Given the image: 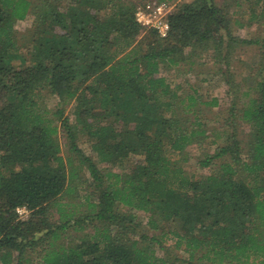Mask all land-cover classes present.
Returning a JSON list of instances; mask_svg holds the SVG:
<instances>
[{
    "label": "trees",
    "instance_id": "trees-1",
    "mask_svg": "<svg viewBox=\"0 0 264 264\" xmlns=\"http://www.w3.org/2000/svg\"><path fill=\"white\" fill-rule=\"evenodd\" d=\"M75 1L0 0V264H264V52L249 67L244 92L228 68L236 45L264 49V38L222 35V10L196 0L168 17L164 39L149 30L157 45L139 54L134 8ZM244 1L257 4L249 19L264 23V0ZM103 9L112 10L105 20ZM28 14L32 23L20 42L14 25ZM163 41L169 45L161 47ZM209 44L213 64L226 65L217 71L230 89L223 126L229 130L221 134L199 119L200 106L219 107L217 99L200 102L194 90H172L160 76L172 56L184 61V49L190 57L192 48ZM47 95L58 100L54 109ZM72 104L97 161L78 148L66 115ZM191 146L209 148L198 165L219 162L214 172L196 178L184 169ZM126 159L132 165L122 173L98 166ZM82 171L92 182L81 199L75 194ZM81 200L86 211L78 216L73 207ZM21 208L25 222L16 221ZM136 212L176 222L173 248L187 259L162 257L167 234L148 236ZM89 227V242L57 244L69 230Z\"/></svg>",
    "mask_w": 264,
    "mask_h": 264
},
{
    "label": "rangeland",
    "instance_id": "rangeland-1",
    "mask_svg": "<svg viewBox=\"0 0 264 264\" xmlns=\"http://www.w3.org/2000/svg\"><path fill=\"white\" fill-rule=\"evenodd\" d=\"M31 3L34 0H28ZM119 1L124 6H130L133 9L134 14L136 13L137 9L143 6L146 3H157V4H164L169 9V16L173 15L176 11H178L179 7L183 4H191L196 0H115ZM212 4L215 7L222 10V14L224 15V20L226 21L225 32L222 30V35L226 33H230L232 36L245 40V41H252V40H259L264 38V23L252 21L250 18L251 15V6H257L256 2L254 1H244V0H211ZM60 3L63 5L69 6H77L75 0H60ZM240 5V6H237ZM249 8H248V6ZM256 10V9H255ZM102 20L106 19V16L112 12L110 9H103ZM250 21V22H249ZM32 23V17L30 14L27 15L25 20L17 21L14 25V32L17 36V39L20 42L23 41L22 36L26 34L30 30V26ZM250 23V24H249ZM164 39V38H162ZM157 42L151 37L148 29L141 30L137 40L134 44L135 50L137 53H141L146 51L149 47L156 46ZM169 44L165 41L161 42V47H167ZM29 46L27 45L26 48L20 49V54L25 56L27 53L25 52ZM205 51L201 50V48L194 47L192 48L193 54L189 57L190 50L184 49V61L179 60V53L175 56H172L174 63L166 64L160 68V76H163L166 79V83L170 86L172 90L180 91L182 93H188L191 90H194L198 93L200 97V102H209L212 99H217L219 107L211 108L204 105L200 106V121L205 125L207 128H214L221 134L223 131H228L223 127L225 125V121L228 117L227 115V108L230 105V100L228 98V86L226 85L227 80H224L222 76L217 71L220 69L221 71L225 70V63L220 62L215 66L213 64V60H211V55H213V45L209 44V46L202 48ZM235 52L231 56L229 60V71L233 75V82L235 85L239 86L238 90L241 92L246 91L247 82L244 81V77L247 75V71H249V67L256 64L259 59L262 57L264 49L262 45H236L234 47ZM13 64H18V62L13 59ZM220 65V66H219ZM231 95V93L229 94ZM46 104L49 109H54L57 105L58 100L50 95H47ZM75 104L66 108V115L70 119V123L73 126L74 132L77 134V145L78 148L85 153V155L90 156L94 160L95 154L91 152L90 143L88 138L86 137L85 132L82 130V125L77 124L75 120V116L72 112L73 107ZM85 109H89L84 107ZM86 117V120L92 124L96 125L99 123V120H93L89 117ZM113 122V119H108L105 124H110ZM103 123V122H102ZM243 125V124H242ZM242 129H240L241 131ZM248 133V129L243 127V134L241 135L242 139L245 141ZM65 136L59 134L58 139L62 149V155L66 154V146H65ZM225 138V137H224ZM223 142V137L220 139L219 143ZM188 162L184 165V169L189 173L193 174L196 178L204 177L208 174L214 172L218 167L219 162H216L213 167L207 169H201L198 165V161L203 158L209 148L206 146L203 147H196L191 146L188 148ZM212 151L213 148H210ZM97 161V160H96ZM110 163L109 166L104 164H98V166L103 170H111L115 172H125L126 168L132 163L129 164V159L120 160L116 162L113 166ZM81 175L83 179H81V184H79L76 191V196L80 195V198L85 195V191H89L88 186H91L92 179L90 178L87 172L82 171ZM78 177L80 178L79 174ZM66 200H59L60 203H65ZM78 201V200H77ZM83 200L81 202L76 203L77 207H73L74 210L77 211V215H82L85 213L86 208L83 204ZM80 204V205H79ZM137 219L140 223L144 226L145 232L148 236H156L158 237L161 233L167 234L166 238L162 244L163 250L161 252V256L165 259L173 260L175 257L179 259H187V256L182 252V250H176L175 247L177 243V238L174 237V233L179 232V227L176 222L172 223L171 220L163 221L161 220L163 217L160 214H144L142 212H136ZM17 215L16 221L25 222L28 219V212L22 215ZM150 216V218H149ZM56 216H53V220H56ZM155 221L157 229H152L153 226L150 225V222ZM99 227V226H98ZM93 235V227L86 228L82 232H73L69 230L66 234V238L63 240H59L57 244L63 243H73L74 245H78L82 240L84 242H89ZM36 262H34L35 264ZM193 264H208L207 262L197 259L194 260Z\"/></svg>",
    "mask_w": 264,
    "mask_h": 264
},
{
    "label": "built area",
    "instance_id": "built-area-1",
    "mask_svg": "<svg viewBox=\"0 0 264 264\" xmlns=\"http://www.w3.org/2000/svg\"><path fill=\"white\" fill-rule=\"evenodd\" d=\"M169 9L164 4L146 3L139 7L135 13V21L143 29L155 31L160 38H165L169 33ZM23 208L17 209L18 215L25 214Z\"/></svg>",
    "mask_w": 264,
    "mask_h": 264
}]
</instances>
